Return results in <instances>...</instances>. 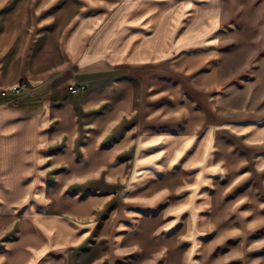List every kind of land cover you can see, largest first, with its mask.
I'll list each match as a JSON object with an SVG mask.
<instances>
[{
	"label": "crops",
	"instance_id": "obj_1",
	"mask_svg": "<svg viewBox=\"0 0 264 264\" xmlns=\"http://www.w3.org/2000/svg\"><path fill=\"white\" fill-rule=\"evenodd\" d=\"M222 11L0 0V264H264V111L216 95Z\"/></svg>",
	"mask_w": 264,
	"mask_h": 264
},
{
	"label": "rangeland",
	"instance_id": "obj_2",
	"mask_svg": "<svg viewBox=\"0 0 264 264\" xmlns=\"http://www.w3.org/2000/svg\"><path fill=\"white\" fill-rule=\"evenodd\" d=\"M217 66L224 111H264V0H223Z\"/></svg>",
	"mask_w": 264,
	"mask_h": 264
},
{
	"label": "built area",
	"instance_id": "obj_3",
	"mask_svg": "<svg viewBox=\"0 0 264 264\" xmlns=\"http://www.w3.org/2000/svg\"><path fill=\"white\" fill-rule=\"evenodd\" d=\"M88 86L85 83H75L68 86V91L71 93H79L86 91ZM29 88L27 87L26 83H20L13 87L10 91L9 90H2L1 95L7 96L9 92L13 93L14 95H19L23 93L24 91H27Z\"/></svg>",
	"mask_w": 264,
	"mask_h": 264
}]
</instances>
